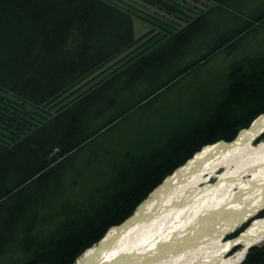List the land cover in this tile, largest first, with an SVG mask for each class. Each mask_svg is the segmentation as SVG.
<instances>
[{"label":"trees","instance_id":"obj_1","mask_svg":"<svg viewBox=\"0 0 264 264\" xmlns=\"http://www.w3.org/2000/svg\"><path fill=\"white\" fill-rule=\"evenodd\" d=\"M145 1L174 15L150 37L125 0H0V264H74L202 145L264 111V0ZM219 55L233 61L214 105L135 146L116 139ZM247 251L240 264H264V242Z\"/></svg>","mask_w":264,"mask_h":264},{"label":"bare ground","instance_id":"obj_2","mask_svg":"<svg viewBox=\"0 0 264 264\" xmlns=\"http://www.w3.org/2000/svg\"><path fill=\"white\" fill-rule=\"evenodd\" d=\"M250 123L202 145L74 264H239L264 240V111Z\"/></svg>","mask_w":264,"mask_h":264},{"label":"rangeland","instance_id":"obj_3","mask_svg":"<svg viewBox=\"0 0 264 264\" xmlns=\"http://www.w3.org/2000/svg\"><path fill=\"white\" fill-rule=\"evenodd\" d=\"M184 1L185 3L190 4L192 8L195 7L199 11L205 8V1H207L208 4H211V1L208 0ZM125 3L133 4L136 11H138L137 15L134 16L136 36L142 35L144 32L148 33V31L152 30L151 33L147 34V37H150L153 32H156L154 31L155 29L158 30L156 24L163 21L164 17L167 16L170 20L174 19V15H167L164 11L158 10L155 5H151L145 0H125ZM189 12L192 11L189 10ZM125 53L126 52L122 53V55ZM122 55L117 59L121 58ZM117 59H114L106 66L101 67L96 73L100 72L107 66H112ZM230 61L233 60L229 59V62ZM229 62L224 61L219 55L214 62L207 64L205 68H201L197 73L191 74L186 80L182 81L180 84H176V86L166 91L165 94L163 93L161 96L157 97L156 100L147 103L145 108L140 110L135 118L133 117L119 126V131L116 132L118 133L116 139H120L123 146L125 145V139L130 140L135 146L136 138L144 141L147 137H151L153 133L157 134V131L160 129L166 128L165 130H167L169 127L168 125H171L173 122L177 123L178 121L188 119L194 106V102L201 101V103H205L204 101H213L214 98L217 97L216 95L218 92H215L214 89L217 87L219 88L220 84L223 82L222 78L225 74L224 69L229 66ZM198 83H200V85H198ZM0 92L3 91L0 90ZM205 97L209 98L205 99ZM261 138L264 139V137ZM259 139H256V141ZM106 140L107 143H111L113 139L112 137H109ZM211 178V181L216 180L217 173L213 174ZM259 215H264V209L260 211ZM243 229L244 228L240 229L239 232ZM236 231L238 232V228ZM235 235L236 233L231 237ZM263 242L264 240L258 241V243L255 244L258 245ZM255 244L248 246L247 250ZM241 246V243H237V245H234L230 249V253H233ZM242 260L239 261V264Z\"/></svg>","mask_w":264,"mask_h":264},{"label":"flooded vegetation","instance_id":"obj_4","mask_svg":"<svg viewBox=\"0 0 264 264\" xmlns=\"http://www.w3.org/2000/svg\"><path fill=\"white\" fill-rule=\"evenodd\" d=\"M207 98H209V97H205V99H207ZM215 99H216V97L214 98V100H215ZM214 100H213V101H209V102H206V101H204V102H205L206 104H208V105L210 104V106H211V105H214V103H213ZM197 102H198V101H197ZM197 102H196V103H197ZM199 102H201V101H199ZM202 106H203V105H202ZM206 106H207V105H206ZM199 109H201V108H199ZM200 111H201V110H200ZM202 111H203V110H202ZM197 113H198V112H197ZM211 125H212V123L207 124L206 126H207V127H210Z\"/></svg>","mask_w":264,"mask_h":264},{"label":"water","instance_id":"obj_5","mask_svg":"<svg viewBox=\"0 0 264 264\" xmlns=\"http://www.w3.org/2000/svg\"><path fill=\"white\" fill-rule=\"evenodd\" d=\"M226 141H228V140H226ZM188 160H189V159H188ZM180 166H181V165H180ZM180 166H179V167H180ZM177 168H178V167H177ZM175 170H176V169H175ZM175 170H174V171H175ZM174 171H173V172H174ZM165 178H167V176H166ZM165 178H164V179H165ZM163 181H164V180H163ZM156 187H157V186H156ZM151 192H152V190H151ZM151 192H150V193H151ZM150 193H149V194H150ZM145 199H146V198H145ZM142 201H143V200H142ZM142 201H141L139 204H141ZM138 207H139V205L137 206V208H138ZM134 211H135V210H134ZM129 216H130V215H129ZM248 217H249V216H248ZM246 220H247V219H246ZM246 220L243 221V222H246ZM243 222H242V223H243ZM242 223H241V224H242ZM114 225H119V224H114ZM114 225H113V226H114ZM111 227H112V226H111ZM240 233H242V232H240ZM237 235H238V234H237ZM234 245H235V244H234ZM234 245H231V247L234 246ZM250 245H251V244H250ZM250 245H249V246H250ZM88 248H89V247H88ZM87 250H88V249H87Z\"/></svg>","mask_w":264,"mask_h":264}]
</instances>
